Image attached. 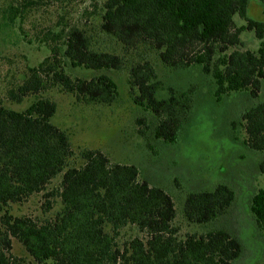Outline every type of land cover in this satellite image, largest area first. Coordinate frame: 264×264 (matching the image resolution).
I'll list each match as a JSON object with an SVG mask.
<instances>
[{
	"label": "trees",
	"instance_id": "trees-1",
	"mask_svg": "<svg viewBox=\"0 0 264 264\" xmlns=\"http://www.w3.org/2000/svg\"><path fill=\"white\" fill-rule=\"evenodd\" d=\"M62 1L57 22L36 36L50 56L8 92L16 103L38 97L24 111L0 105V264H233L240 241L211 228L232 205L231 188L189 193L180 214L172 195L136 165L100 150L76 152L69 132L52 122L57 104L42 93L58 88L85 105L110 106L119 96L111 74L127 70L155 138L172 144L195 107L160 74L195 70L211 81L214 105L238 94L259 99L240 125L244 145L264 155V0H93L94 10L78 18L74 0ZM48 2L22 0L4 18L19 19L25 34L22 23ZM253 6L263 18L251 14ZM244 35L257 47L244 48ZM39 196L41 214H15ZM250 212L264 232V188ZM13 239L33 262L11 253Z\"/></svg>",
	"mask_w": 264,
	"mask_h": 264
},
{
	"label": "rangeland",
	"instance_id": "rangeland-1",
	"mask_svg": "<svg viewBox=\"0 0 264 264\" xmlns=\"http://www.w3.org/2000/svg\"><path fill=\"white\" fill-rule=\"evenodd\" d=\"M51 1L27 17L22 23L23 34L19 19L12 24L4 18L9 15L10 6L22 0H0V105L24 111L38 97L30 96L16 103L9 99L8 92L22 84L30 67H37L50 56L48 48L36 36L53 26L61 9H66L68 4L62 0ZM73 2L74 18L80 17L85 9L94 10L93 0ZM251 14L263 18L257 6L251 8ZM243 47L254 49L257 41L244 35ZM75 75L84 77L82 71H76ZM111 76L119 86V96L110 106L85 105L58 88L42 93L57 104L52 122L69 132L75 151L100 150L115 163L136 165L143 179L172 195L179 213L189 193L228 186L235 193L234 201L211 228L225 229L240 241L242 254L233 264H264V232L250 212L253 195L264 188V174L260 171L264 155L244 145L245 132L240 125L243 112L259 99L238 94L226 98L221 105H214L211 81L197 71H176L173 75L161 72L160 78L169 88L191 95L195 107L184 121L177 141L168 144L155 138L154 119L135 104L136 92L130 89L128 71H117ZM45 202L39 196L20 207L15 206L14 212L39 215ZM181 218L179 215V222ZM185 233L183 230L182 234ZM11 253L33 262L15 239Z\"/></svg>",
	"mask_w": 264,
	"mask_h": 264
}]
</instances>
